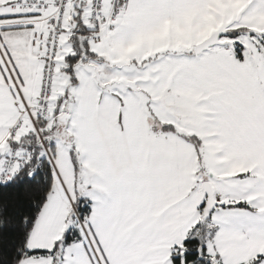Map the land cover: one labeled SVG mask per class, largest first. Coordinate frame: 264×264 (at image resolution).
<instances>
[{
	"label": "snow or ice",
	"instance_id": "obj_1",
	"mask_svg": "<svg viewBox=\"0 0 264 264\" xmlns=\"http://www.w3.org/2000/svg\"><path fill=\"white\" fill-rule=\"evenodd\" d=\"M0 264H264V0H0Z\"/></svg>",
	"mask_w": 264,
	"mask_h": 264
}]
</instances>
